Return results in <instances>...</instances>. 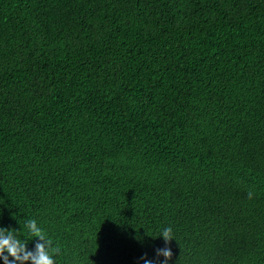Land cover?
I'll use <instances>...</instances> for the list:
<instances>
[{
	"label": "trees",
	"instance_id": "obj_1",
	"mask_svg": "<svg viewBox=\"0 0 264 264\" xmlns=\"http://www.w3.org/2000/svg\"><path fill=\"white\" fill-rule=\"evenodd\" d=\"M30 219L54 264H161L166 227L167 264H264V0H0V227L31 251Z\"/></svg>",
	"mask_w": 264,
	"mask_h": 264
},
{
	"label": "clouds",
	"instance_id": "obj_2",
	"mask_svg": "<svg viewBox=\"0 0 264 264\" xmlns=\"http://www.w3.org/2000/svg\"><path fill=\"white\" fill-rule=\"evenodd\" d=\"M26 227L31 235L37 239L34 250L27 249L28 241H22L14 233V229L0 227V259L3 260L4 264H28V262L30 264H54L53 255L59 254L61 249L58 246L53 247V241L46 238L43 229L38 226L35 219L28 220ZM160 236L165 242V247L156 249V257L163 256L164 260L161 264H167L172 256L170 248L167 247L168 242L173 240L171 227L164 228ZM9 257H11V260ZM140 259L144 261V264H154L153 260L146 258V254L141 256Z\"/></svg>",
	"mask_w": 264,
	"mask_h": 264
}]
</instances>
